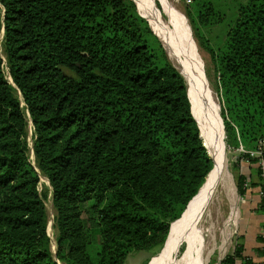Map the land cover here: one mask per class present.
<instances>
[{"label": "trees", "instance_id": "trees-1", "mask_svg": "<svg viewBox=\"0 0 264 264\" xmlns=\"http://www.w3.org/2000/svg\"><path fill=\"white\" fill-rule=\"evenodd\" d=\"M193 4L194 24L223 22L211 0ZM0 41V264H126L161 249L215 162L185 79L135 3L0 0ZM210 51L226 143L255 150L264 139V0L240 5ZM233 171L243 195L246 178L238 164ZM42 178L57 213L56 257ZM85 214L99 228L94 253ZM241 259L253 264L238 244L223 264Z\"/></svg>", "mask_w": 264, "mask_h": 264}, {"label": "rangeland", "instance_id": "rangeland-1", "mask_svg": "<svg viewBox=\"0 0 264 264\" xmlns=\"http://www.w3.org/2000/svg\"><path fill=\"white\" fill-rule=\"evenodd\" d=\"M167 1H169V3L183 17L187 25V28L189 29L192 35V39L203 61V72H204V78L206 81L207 88L209 90L211 97L214 99L215 103L217 104L219 111H220V116L222 118L220 100H219V96L216 90V86H217L216 72H215L214 63H213L212 54H211L210 49L213 48L214 50H218V48L222 46L226 38V33L229 27L234 23V21L237 18L239 6L242 4H246L248 0H211L213 3V6L216 8L218 13L220 14L221 19H223L222 20L223 22L220 25L216 27H212V28H204L198 22H195L194 24L193 21H195V19H193V17L195 16V13H194L195 4H192L193 6L192 5L188 6L184 2V0H167ZM133 2L137 6L139 15L143 19H145L150 25L149 21L143 16L142 12L140 11L138 4L135 1ZM155 7L157 11L159 12L160 16L162 17V19L165 21V23H167L168 17L165 14L163 10V5L159 0H156ZM0 48H1V52L3 53V55H5L3 41H0ZM166 53H167V56L169 57L167 51ZM169 60L171 61L172 65L179 71V73L183 76V78L186 81V78L183 75L184 70L182 69V66L173 62L170 59V57H169ZM187 86H188V91H189L191 101H192V106H193V111H194L193 113L196 114L197 110H195L196 107L194 105V93L192 91L193 89L189 87L188 83H187ZM222 123H224L223 118H222ZM33 138H34V132H33L31 124H29L28 130H27L26 142L28 143V146H29V159L33 163V165L36 166V157H35L34 148H33L34 147ZM203 141H204V145H206L204 139ZM225 143H226V135H225ZM226 155H227L228 172L230 175L229 185H228L229 189L224 188V186H221L219 188V191L217 190L218 195H219V196L217 195L218 201L216 200L215 205L213 207L211 218L207 226L208 231L202 236L200 242L197 241L195 243L192 253H188V236H186L187 232L185 231L183 235V239L180 240L174 247V250H173L174 255L172 253L171 259L166 264H196V263L197 264H223L226 257L231 255L234 252L236 245H234L235 226L233 222L234 223L236 222L235 220V210H236L235 209L236 208L235 199H237L238 197L237 195L238 188H237V174L233 171V167L234 165H237L238 163H240V154H239V150L230 149L226 143ZM40 192L42 195H46L48 198L46 200V208H47V214H48V233L51 238L52 252L54 256L56 257L57 255V243H56L57 232L55 229V219H56L57 213L54 208V204L52 201V193L50 191L48 182L44 178H42V181H41ZM84 219H85L86 229L92 236L93 248H94L92 252L94 253L96 252L98 248V246L96 247V245L99 243V239H100L99 238V228L93 216L90 217V215L85 214ZM176 222H174L171 225V231H172L173 225ZM165 245L161 249L152 251V252H144V251L133 252L129 256L126 264H153L155 259L160 257L162 251L165 248ZM56 261L58 264H64L59 259H57V257H56Z\"/></svg>", "mask_w": 264, "mask_h": 264}, {"label": "bare ground", "instance_id": "bare-ground-1", "mask_svg": "<svg viewBox=\"0 0 264 264\" xmlns=\"http://www.w3.org/2000/svg\"><path fill=\"white\" fill-rule=\"evenodd\" d=\"M133 1L138 4L153 32L162 41L170 59L182 66L183 75L194 93L197 115L193 114L198 121L201 137L205 140V146L210 152L209 155L215 162V169L207 179L206 185L194 198L184 216L173 225L164 250L153 263L166 264L171 259L175 245L183 239L185 231L187 232L186 236H188V253H192L195 243L200 242L202 236L208 231V222L217 200L219 188L221 186L229 187L230 175L224 143L225 134L219 108L206 85L203 61L183 17L167 0H159L168 17L167 23L155 7L156 0Z\"/></svg>", "mask_w": 264, "mask_h": 264}, {"label": "crops", "instance_id": "crops-1", "mask_svg": "<svg viewBox=\"0 0 264 264\" xmlns=\"http://www.w3.org/2000/svg\"><path fill=\"white\" fill-rule=\"evenodd\" d=\"M238 166V173L246 178L247 187L243 195L238 191L235 199L234 245H242L244 259L253 264H264V244L260 241L264 227V213L260 211L262 171L257 162L246 159L240 160ZM236 264L245 263L241 259Z\"/></svg>", "mask_w": 264, "mask_h": 264}, {"label": "built area", "instance_id": "built-area-1", "mask_svg": "<svg viewBox=\"0 0 264 264\" xmlns=\"http://www.w3.org/2000/svg\"><path fill=\"white\" fill-rule=\"evenodd\" d=\"M184 2L190 6L193 4L194 0H184ZM240 156H247L250 159H257V163L259 167L261 168L262 171V178H263V184L261 188V204L264 205V139L259 141L258 147L255 150H245V149H240L239 150ZM247 187V186H246Z\"/></svg>", "mask_w": 264, "mask_h": 264}, {"label": "water", "instance_id": "water-1", "mask_svg": "<svg viewBox=\"0 0 264 264\" xmlns=\"http://www.w3.org/2000/svg\"><path fill=\"white\" fill-rule=\"evenodd\" d=\"M154 34H155V33H154ZM156 36H157V35H156ZM157 37H158V36H157ZM158 38H159V37H158ZM159 39H160V38H159ZM193 115H194V114H193ZM199 128H200V127H199ZM200 131H201V130H200ZM223 131H224V134H225L224 123H223ZM214 169H215V166H214ZM214 169H213V171H214ZM213 171H212V172H213ZM212 172L210 173V175L212 174ZM210 175L208 176V178L210 177ZM208 178H207V179H208ZM206 183H207V180H206ZM206 183L204 184V186L206 185ZM204 186L202 187V189L204 188ZM202 189H201V190H202ZM201 190H200V191H201Z\"/></svg>", "mask_w": 264, "mask_h": 264}]
</instances>
